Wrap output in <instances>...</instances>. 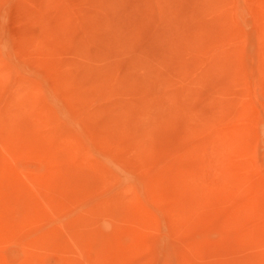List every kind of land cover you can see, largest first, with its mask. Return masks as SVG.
Wrapping results in <instances>:
<instances>
[{"label": "rangeland", "instance_id": "374dc122", "mask_svg": "<svg viewBox=\"0 0 264 264\" xmlns=\"http://www.w3.org/2000/svg\"><path fill=\"white\" fill-rule=\"evenodd\" d=\"M0 264H264V0H0Z\"/></svg>", "mask_w": 264, "mask_h": 264}]
</instances>
